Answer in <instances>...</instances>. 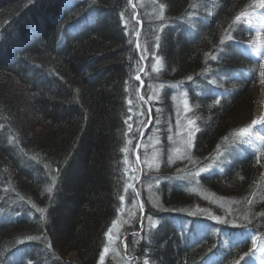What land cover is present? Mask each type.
Masks as SVG:
<instances>
[{
  "label": "trees",
  "instance_id": "trees-1",
  "mask_svg": "<svg viewBox=\"0 0 264 264\" xmlns=\"http://www.w3.org/2000/svg\"><path fill=\"white\" fill-rule=\"evenodd\" d=\"M256 1L150 0L136 11L131 0H0V264H69V252L100 264L128 181L135 66L150 51L154 79L184 85L198 128L191 162L226 150L198 187L232 214L191 216L208 204L161 183L158 222L127 226L125 251L140 264H248L249 232L264 237L257 159L237 137L260 83L244 46Z\"/></svg>",
  "mask_w": 264,
  "mask_h": 264
},
{
  "label": "rangeland",
  "instance_id": "rangeland-1",
  "mask_svg": "<svg viewBox=\"0 0 264 264\" xmlns=\"http://www.w3.org/2000/svg\"><path fill=\"white\" fill-rule=\"evenodd\" d=\"M147 1L150 0H131V6L138 11ZM136 15L134 12L133 21L137 20L134 37L135 45L139 48L136 33L140 22ZM245 18L247 25L253 28L255 33L244 46L258 60V65L252 70L257 72L261 82L263 54L258 55L257 52L259 50L264 53V0H257ZM147 57L140 56V61L135 66L133 79L138 84V95L129 120L135 134L126 149L128 181L121 208L113 220L115 224L112 222L109 228L111 232H107L101 252L104 259L101 261L100 255V264H140L138 258L127 255L124 234L127 226H135L140 231L156 225V213L163 209L160 200L168 193V188H160L161 183L181 186L188 192L197 194L208 204L209 207L192 206L189 212L191 216L213 217L210 207H215L223 213L228 212V215L232 214L230 201L214 196L209 191L199 190L198 187L200 175L216 168L220 170L227 164L226 150L215 151L205 161L191 162L190 151L198 128L189 114L184 85L155 80L154 74L160 68L159 58L151 51ZM258 92L257 89L256 97ZM254 105L255 100L252 108L253 118L258 120V123L243 128L247 131H239L237 137L257 159L259 173L255 186L259 200L264 202V122H259V118L264 116V106L261 112H257ZM170 202L176 201L172 199ZM134 233L137 232L132 231L130 234ZM249 233L252 236L253 251L247 262L264 264V237L259 238L254 232ZM105 248L108 249L107 252L104 251ZM64 259L69 264L80 263L75 252H69Z\"/></svg>",
  "mask_w": 264,
  "mask_h": 264
},
{
  "label": "bare ground",
  "instance_id": "bare-ground-1",
  "mask_svg": "<svg viewBox=\"0 0 264 264\" xmlns=\"http://www.w3.org/2000/svg\"><path fill=\"white\" fill-rule=\"evenodd\" d=\"M261 72H264V54L262 57V68ZM258 95L255 99V109L257 112H261L264 106V76H261V82L258 88ZM181 187V186H179Z\"/></svg>",
  "mask_w": 264,
  "mask_h": 264
},
{
  "label": "snow or ice",
  "instance_id": "snow-or-ice-1",
  "mask_svg": "<svg viewBox=\"0 0 264 264\" xmlns=\"http://www.w3.org/2000/svg\"><path fill=\"white\" fill-rule=\"evenodd\" d=\"M244 15H245V13L241 12L240 14H238V15L235 17V20H236V21L241 20V17L244 16ZM257 54L259 55V54H264V53H262L261 51L258 50ZM261 76H264V72H261ZM137 79H139V77H137ZM259 122H264V116H262V117L259 118ZM257 123H258V120H255V119H254V120L252 121V125H256ZM240 131H241V132H246L247 129H241ZM49 190H50V189H49ZM121 200H123V197H121ZM37 211L43 213L44 210H43V209H37ZM113 224H115V221H113ZM109 232H111V229H109ZM29 238L32 239V237H29ZM36 238L38 239V237H36ZM104 251L107 252L108 249L105 248ZM103 259H104V256H103V254H102V255H101V261H102Z\"/></svg>",
  "mask_w": 264,
  "mask_h": 264
},
{
  "label": "water",
  "instance_id": "water-1",
  "mask_svg": "<svg viewBox=\"0 0 264 264\" xmlns=\"http://www.w3.org/2000/svg\"><path fill=\"white\" fill-rule=\"evenodd\" d=\"M80 264V263H79Z\"/></svg>",
  "mask_w": 264,
  "mask_h": 264
}]
</instances>
